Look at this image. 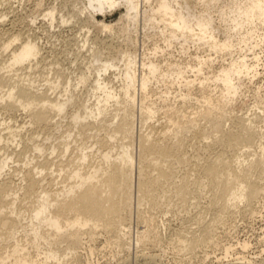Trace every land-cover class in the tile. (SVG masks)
<instances>
[{
    "label": "bare ground",
    "instance_id": "bare-ground-1",
    "mask_svg": "<svg viewBox=\"0 0 264 264\" xmlns=\"http://www.w3.org/2000/svg\"><path fill=\"white\" fill-rule=\"evenodd\" d=\"M72 8L58 24L86 29L76 43V53L86 54L76 55L84 67L76 61L70 75L34 76L44 55L27 31L0 46V264H69L99 230L126 250L136 207L145 225L137 245L152 244L157 226L146 215L163 200L160 211L170 213L176 201L186 211L209 196L204 211L212 222L201 223L197 236L175 235L188 254L219 246L225 236L217 226L231 221L234 232L242 207L262 218L264 87L253 90L259 114L233 111L261 75L264 0H72ZM114 13L119 18L107 22ZM5 15L0 10V22ZM44 17L54 27L55 9ZM150 43L151 54H140ZM191 47L204 56L189 61ZM178 48L180 60L165 59ZM153 81L168 83L161 112L148 103ZM175 86L179 100L169 105ZM160 114L158 129L150 123ZM216 147L219 153L203 155Z\"/></svg>",
    "mask_w": 264,
    "mask_h": 264
},
{
    "label": "rangeland",
    "instance_id": "rangeland-1",
    "mask_svg": "<svg viewBox=\"0 0 264 264\" xmlns=\"http://www.w3.org/2000/svg\"><path fill=\"white\" fill-rule=\"evenodd\" d=\"M0 3H1L0 10L4 15L6 14L5 15L6 18H4V20L0 22V35L3 33L1 35L3 37L0 38V46H2V43L5 41L6 38L8 39L12 36L18 35V33L19 34L24 32L26 33L27 31L28 34L26 33L25 37H27V35L28 36L30 35V37L32 38L34 37L35 40H38L40 47L43 49L41 50H42V55L44 56L43 58L41 57L42 60H39V64H38V66L40 64H42V66L41 67L37 66L36 69L38 68L39 69L34 70L37 71L34 72L35 73L34 76L36 75L38 76L39 73H40L39 75L46 74V72H49V69L52 71L54 70L52 74L57 73L59 71L58 73L63 72V75L65 76L70 75V73H73V71L76 70L77 68L75 67V62L77 61L76 59L82 54L79 52H77L78 54L76 53V51H78V49L76 48L77 47L76 43L78 44V42L82 40V38L85 35L86 29L85 30L82 29L81 24L76 21L67 25L59 26L58 24L61 21L60 17L62 16L67 17V15H69L71 10L73 9L72 0H0ZM50 9H55L56 11V23H54V27L51 26L50 22H48L49 20H47V18L45 19L44 17V15L48 13ZM119 15L120 13H114L112 15H108L106 16L105 20L107 22L115 21L116 19L119 18ZM57 19L59 20V22ZM32 22H34V24ZM21 35L23 37V34ZM90 35L91 37L95 36V34L94 35L90 34ZM102 37L104 38V35ZM73 48H75L76 50ZM140 48L142 50L143 49L145 50L142 51L140 49V54L141 53L143 54V52L146 53L149 52L148 54H151L150 50L153 49V45L150 43L146 45L145 48H143V46H141ZM263 49L264 46H262V49L257 50L261 58L260 62H258L259 64L258 71L261 75L257 79H255L254 83L249 85L250 86L249 90L246 89L243 90L244 91L243 96L239 98L238 101L235 103L234 111H233L234 117L243 115L250 110H252L251 112H249L250 115L256 112H258L257 114L260 113L254 108V106L257 104L256 103L257 101L254 98L253 90L261 86L264 87V52H263L264 50ZM84 52L85 50L83 51L82 55L86 54V52L85 54ZM190 52L191 54L192 53L193 54L192 55L189 54V57H187L189 61L197 60V58L200 57L202 58L204 56L203 53L197 52L194 49V47H191ZM172 54H173L172 57L167 55L165 59L178 61L181 59L179 58V56L182 57L179 48L174 49ZM76 55H78V57ZM195 56L196 57L199 56V57L195 58ZM173 57L174 59H172ZM81 58L82 57H80L78 60H80ZM162 59L161 61H163ZM81 60L83 64V59ZM81 60L80 62L77 61L78 65L80 66H82ZM163 64H165V62H163ZM82 67H84V65ZM41 71L43 72L41 73ZM23 72L26 73L27 71H23ZM23 72L20 71L21 75ZM191 76L193 75L191 74ZM153 82L154 83L152 85V89L156 94L155 95L153 94V97L150 99L148 103H151V105L154 108H156L157 110H159V112H161L165 103L160 101V99L162 96H164L163 92L164 90L166 91L168 83L157 84V81H153ZM246 83L248 82L246 81ZM171 91L173 93L168 96L169 99L167 102L169 105H172L177 100H179V99H175V97H177L179 94V88L175 86L171 89ZM83 92L85 93V91ZM83 92L80 93V97H82L81 99H83V96L85 98L86 95ZM188 111L191 112V109ZM3 118H5V116ZM3 118L0 116V120H2ZM22 118L24 117L22 116L20 119H18L21 123L24 121V119ZM161 122L163 121L161 119V114H160L158 118H156L150 124L151 126L155 125L156 128L160 129ZM228 124L230 125V123ZM138 125H140L139 122H137V132L139 130L140 133L141 127L140 126L138 127ZM229 125H227V127H229ZM146 128L150 129L149 126ZM147 129L144 128L143 132L148 133L146 131ZM220 151L221 149L216 147L213 150L203 151V155L205 157H210V156H214ZM243 151L251 154L253 149L252 151L248 149H244ZM189 153H190L189 156H191L192 151ZM206 197L207 198L203 197L199 200L200 203L198 207H191L188 208L186 211L184 209H181L180 205L179 207L178 206L176 207V205H178L176 200H175L176 201L175 207L174 204L172 208L170 207L171 208V210H169L170 213L166 212L168 211L167 207L161 208L162 211H160L159 208L162 202L160 203L159 207L154 208V210L153 209L150 210L151 212L149 213L151 214L148 213L149 211L148 206L145 207L142 206L143 211L145 210V208L148 209V211L146 209L144 213L145 215L148 213L146 216L154 215L153 217L155 218L154 223L156 222L155 225L157 226L155 228H157L156 235H158V237H156V239L153 240L154 243L147 245H137V241H136L137 234L138 232H142L144 230L145 225L141 224L140 219H138V216L136 215L137 207H136V202L134 201L135 202L134 207L136 208H134L133 210V215H132L133 217L131 216L132 218L130 219L131 222L129 220L130 223H128L129 224L128 226L131 228L130 240L128 241L129 248H127L126 250L125 249L123 250L119 249L120 251L117 250V246L114 245L113 243L115 241L109 243L114 239L113 238L114 235L112 233L109 234L108 232L99 230L100 232L99 233L97 232V235L92 241L87 236H85L86 238L84 237L85 240L83 241V244L85 245L82 244L81 248H79L78 251H76V259L75 260L73 259V261H71L72 260L71 257H68L67 262H70L71 264H89V263L90 264H145L148 260L150 261L149 257L153 256L154 258L153 259L151 258V262L148 261L151 264L153 263L155 264V262L156 264H241V263L264 264V243L262 242L261 239L262 236L261 230L263 229L262 227H264V214H263L264 198L260 201V204H258L260 206L257 207V209L261 207L260 208L261 211L259 209L258 211L262 212V214H260L261 217L263 216L262 218H259L260 217L259 214H256L257 215L256 218H254V216L256 215H254L252 218L251 215H247L250 213H247V211L243 209L245 207H242L241 208L242 210H240V212L242 213L239 212L237 216L235 215L236 217L234 216L235 218H232L236 225V227H234L236 229L234 230V232L231 231L230 228L228 227L231 221L227 222V224L224 227L223 225L217 226L216 229L220 228L217 232L218 233L221 232L220 235L223 237L225 236L223 238L218 233H216L217 235H219L220 238H223L222 243L219 246H209V247H199V248L197 247L198 249H195V251L192 252L194 254L191 253L188 254L187 252L185 253L179 251L180 249L178 248V246L180 245L177 243L176 240L179 234L183 233L184 236L187 235L188 238H190L192 232H194V235L197 236L196 235L197 232L200 233L197 230L198 229L200 230L201 228L199 227L203 226V224L201 223L208 221H209L208 223L212 222V218L214 216L212 217L211 215L214 214L211 213L205 214L207 210L204 211L205 209H208L209 206L208 204L209 196L206 195ZM163 203H162L163 205L161 206L164 205L167 206L165 203L168 202L166 200H163ZM256 206L257 204H255V207ZM165 213H169V214H165ZM202 216L206 217V219ZM203 219L205 221H202ZM208 223H204V224H208ZM225 228H227V230H225ZM228 233L231 234L229 235ZM226 234L228 235L226 236ZM194 235L193 237H195ZM243 242H247L250 244V247L246 251H243L239 245ZM229 245L234 246L233 247L234 251H232L229 254L230 256L228 258H225V249L229 247ZM174 247H176L177 249ZM91 250H92V254L90 252ZM145 259L147 261H145Z\"/></svg>",
    "mask_w": 264,
    "mask_h": 264
}]
</instances>
